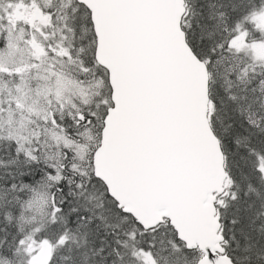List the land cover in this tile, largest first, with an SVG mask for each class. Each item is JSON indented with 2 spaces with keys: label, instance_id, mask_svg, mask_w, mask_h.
Returning <instances> with one entry per match:
<instances>
[{
  "label": "snow or ice",
  "instance_id": "1",
  "mask_svg": "<svg viewBox=\"0 0 264 264\" xmlns=\"http://www.w3.org/2000/svg\"><path fill=\"white\" fill-rule=\"evenodd\" d=\"M0 264H264V0H0Z\"/></svg>",
  "mask_w": 264,
  "mask_h": 264
}]
</instances>
